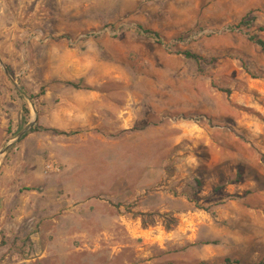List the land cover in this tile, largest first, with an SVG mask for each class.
Segmentation results:
<instances>
[{
	"label": "rangeland",
	"instance_id": "1",
	"mask_svg": "<svg viewBox=\"0 0 264 264\" xmlns=\"http://www.w3.org/2000/svg\"><path fill=\"white\" fill-rule=\"evenodd\" d=\"M252 35L264 39V0H0V181L75 177L123 214L82 234L65 207L52 232L27 210L0 228V264H264V49ZM78 105L89 123H75ZM51 160L59 172L45 173Z\"/></svg>",
	"mask_w": 264,
	"mask_h": 264
},
{
	"label": "crops",
	"instance_id": "2",
	"mask_svg": "<svg viewBox=\"0 0 264 264\" xmlns=\"http://www.w3.org/2000/svg\"><path fill=\"white\" fill-rule=\"evenodd\" d=\"M84 110L88 116L94 112L88 105L86 108L82 105L74 107V113L76 112L77 114L74 116L75 123L79 121L83 123L90 122L88 116H86L87 119H83L79 115ZM33 173L38 175L36 172H30L23 189L17 181H12L11 178L0 181V228H3L4 232H7L6 228L12 224L22 226L21 218L27 214V210L32 212L40 210L39 216L44 222L43 230L47 232L48 227H51L50 231L52 232L64 221L65 215L59 214L60 209L64 207L66 208L65 211L71 210L72 212L70 220L71 227H74V233H109L110 228L113 226V224H109L112 220L113 222L118 221V223H121L120 220L123 214L121 212L112 214L108 209L109 205L107 202L95 198V192L87 193L75 177L68 181L65 175H60L56 180H52L39 177V175L36 176ZM58 187H62L66 191L64 195L67 199H62L63 194L59 193L61 189ZM107 191L110 192L109 181L104 189L99 190L100 197H103ZM12 204L15 206L16 216L11 223L8 220V211ZM37 205H40V208H35ZM88 226L91 227L90 231L87 230ZM74 248L78 249L79 247L74 246ZM74 263L76 264V262Z\"/></svg>",
	"mask_w": 264,
	"mask_h": 264
},
{
	"label": "trees",
	"instance_id": "3",
	"mask_svg": "<svg viewBox=\"0 0 264 264\" xmlns=\"http://www.w3.org/2000/svg\"><path fill=\"white\" fill-rule=\"evenodd\" d=\"M238 24L244 25V26H246V28H249V26L251 25V21L241 19ZM260 30H263V29H260ZM137 31L142 33V34H145L146 36H148L150 38H152L157 43L162 42V39H161V37L157 31L143 27L142 25H137ZM250 40L253 41L255 44H257L258 46H260L262 49H264V39L263 38H260L256 35H252V36H250ZM182 54L187 58L193 59L195 62H199L202 59V57H200V55L193 53L191 51H188V50L183 51ZM65 82H66V84H68L74 88H80L81 87L79 82H75V81H71V80H68ZM83 88H88V87L83 86ZM30 98H32V97L30 96ZM22 111L24 114H28V108L25 104L22 105ZM43 129H45V128L36 125V126L30 128L29 132H32L35 130H43ZM26 134L27 133L23 134V136L20 137V139H22ZM196 182L199 183L198 180H196ZM140 215L143 216L144 214L140 213ZM199 264H243V262L238 258L225 257L219 261H211L210 262V261L202 260L199 262Z\"/></svg>",
	"mask_w": 264,
	"mask_h": 264
},
{
	"label": "built area",
	"instance_id": "4",
	"mask_svg": "<svg viewBox=\"0 0 264 264\" xmlns=\"http://www.w3.org/2000/svg\"><path fill=\"white\" fill-rule=\"evenodd\" d=\"M45 173H56L60 171V167L55 160H51L44 165Z\"/></svg>",
	"mask_w": 264,
	"mask_h": 264
},
{
	"label": "water",
	"instance_id": "5",
	"mask_svg": "<svg viewBox=\"0 0 264 264\" xmlns=\"http://www.w3.org/2000/svg\"><path fill=\"white\" fill-rule=\"evenodd\" d=\"M30 128V126H28L26 129ZM26 131V130H25ZM25 131L23 132V134H25Z\"/></svg>",
	"mask_w": 264,
	"mask_h": 264
}]
</instances>
